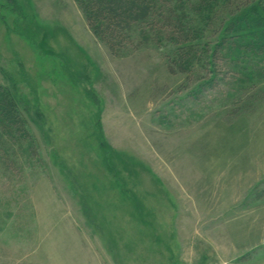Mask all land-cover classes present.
<instances>
[{"label":"rangeland","instance_id":"rangeland-1","mask_svg":"<svg viewBox=\"0 0 264 264\" xmlns=\"http://www.w3.org/2000/svg\"><path fill=\"white\" fill-rule=\"evenodd\" d=\"M235 3L182 0L190 40L113 54L77 0H0L22 130L0 137V264H264V46L220 50Z\"/></svg>","mask_w":264,"mask_h":264},{"label":"trees","instance_id":"trees-1","mask_svg":"<svg viewBox=\"0 0 264 264\" xmlns=\"http://www.w3.org/2000/svg\"><path fill=\"white\" fill-rule=\"evenodd\" d=\"M77 1L86 12L88 26L101 36L113 54H116L117 50L125 45H131L135 40L143 43L151 38L157 42L178 41V43H184L190 40L191 37L192 31L187 29L184 22L185 18H181L177 13V5L182 0ZM202 1L205 4L208 1L215 3V0ZM233 7L237 11V14L234 15L236 18L231 21L227 20L226 24L222 21V24H225L224 27L220 25V29H224L225 34L229 35L221 42L220 50L233 55V59L241 54L246 56L251 46L246 47L244 53L239 42H241V33L247 31L248 38L242 40H251L250 42H252L254 39L251 37L259 36V38L257 37L258 47L256 50L259 48L258 55H262L261 50L264 46V0H236ZM233 31L235 33H232ZM132 34L134 39H132ZM147 34H150V36ZM251 49L255 50L252 47ZM225 65L224 69L230 72L228 66L230 64L226 62ZM5 97L0 95V137L7 136L16 140L18 134L22 131L18 126L20 116L13 107L12 102H9ZM0 139L2 140V138Z\"/></svg>","mask_w":264,"mask_h":264}]
</instances>
